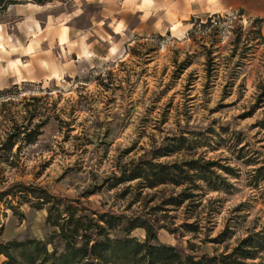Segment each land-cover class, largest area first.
I'll return each mask as SVG.
<instances>
[{"label":"rangeland","instance_id":"1","mask_svg":"<svg viewBox=\"0 0 264 264\" xmlns=\"http://www.w3.org/2000/svg\"><path fill=\"white\" fill-rule=\"evenodd\" d=\"M38 1L31 3L53 13L76 5L79 27L101 8ZM255 20L238 12L192 19L183 39L172 32L136 37L102 63L80 62L60 79L0 91V244L44 241L51 231L45 210L20 203L18 184L80 198L93 210L148 214L167 228L190 225L177 236L158 231L160 242L188 254L229 251L264 226V131L254 127L264 117V103L255 105L264 77V27ZM180 135L192 147L199 143L194 158L232 170H216L232 185L229 194L207 192L175 209L163 204L181 188L141 192L136 182L106 183L118 166ZM188 158L183 150L159 161ZM12 186L16 195L2 196ZM133 235L142 240L144 231ZM5 261L0 255V264Z\"/></svg>","mask_w":264,"mask_h":264},{"label":"trees","instance_id":"2","mask_svg":"<svg viewBox=\"0 0 264 264\" xmlns=\"http://www.w3.org/2000/svg\"><path fill=\"white\" fill-rule=\"evenodd\" d=\"M26 1L39 3L38 0H0V12ZM255 22L261 21L256 19ZM257 91L255 105L264 103V77ZM254 127L260 132L264 131V117L257 120ZM187 133L193 136L195 132ZM165 141L164 146L152 148L118 166L117 174L105 180L109 187L136 182L135 187L141 192L159 186L181 188L179 193L167 198L163 204L175 209L185 202L192 204L207 192L230 193L232 185L216 170L227 175H231L232 170L201 156L194 158L191 153L199 143L192 147V140L184 135L166 138ZM25 142L31 144L33 140ZM10 150L7 148L6 151ZM183 150L190 158L159 161ZM16 187L19 189L20 203H29L33 209L46 211L45 225L51 231L44 241L11 240L0 244V255L6 258L4 264H264V226L257 231L254 227L229 251L188 254L183 248L160 242L158 231L165 229L177 236L181 227L188 229L190 225L167 228L148 214L131 216L109 210H93L84 205L80 198L52 194L44 186L18 184ZM12 188L2 196L11 194L14 197L16 194ZM138 229L144 231L142 240L133 235Z\"/></svg>","mask_w":264,"mask_h":264},{"label":"crops","instance_id":"3","mask_svg":"<svg viewBox=\"0 0 264 264\" xmlns=\"http://www.w3.org/2000/svg\"><path fill=\"white\" fill-rule=\"evenodd\" d=\"M101 6L87 26L80 13L22 3L0 22V91L21 83L60 79L77 63H102L134 38L171 34L183 39L192 19L240 13L264 27V0H71ZM178 34V33H177Z\"/></svg>","mask_w":264,"mask_h":264},{"label":"bare ground","instance_id":"4","mask_svg":"<svg viewBox=\"0 0 264 264\" xmlns=\"http://www.w3.org/2000/svg\"><path fill=\"white\" fill-rule=\"evenodd\" d=\"M172 31L174 34L178 33L177 35H179V32H181V29H179L177 26H173Z\"/></svg>","mask_w":264,"mask_h":264}]
</instances>
